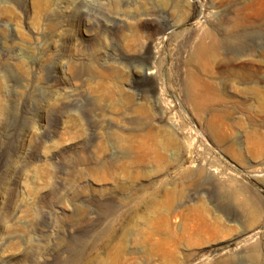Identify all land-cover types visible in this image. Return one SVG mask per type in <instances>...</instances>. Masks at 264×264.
<instances>
[{
  "label": "rangeland",
  "instance_id": "1",
  "mask_svg": "<svg viewBox=\"0 0 264 264\" xmlns=\"http://www.w3.org/2000/svg\"><path fill=\"white\" fill-rule=\"evenodd\" d=\"M0 264H264V0H0Z\"/></svg>",
  "mask_w": 264,
  "mask_h": 264
}]
</instances>
